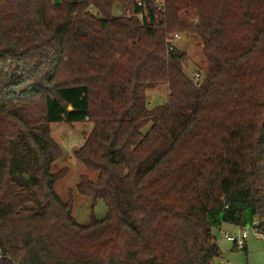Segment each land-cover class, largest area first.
Here are the masks:
<instances>
[{"label": "trees", "instance_id": "1", "mask_svg": "<svg viewBox=\"0 0 264 264\" xmlns=\"http://www.w3.org/2000/svg\"><path fill=\"white\" fill-rule=\"evenodd\" d=\"M137 1L0 0V264H213L223 224L264 235V0H167L163 16L141 0L150 25L113 14ZM177 33L201 39L200 87L166 53ZM87 120L76 158L97 180L78 191L108 213L84 226L55 191L49 125Z\"/></svg>", "mask_w": 264, "mask_h": 264}, {"label": "rangeland", "instance_id": "2", "mask_svg": "<svg viewBox=\"0 0 264 264\" xmlns=\"http://www.w3.org/2000/svg\"><path fill=\"white\" fill-rule=\"evenodd\" d=\"M179 34V33H177ZM180 40L177 44V50L185 53L186 64H184V73L192 81L195 74L204 76L208 71L206 60L204 59L201 39L191 34H179ZM168 88L163 86L147 94V103L150 107L163 105L168 99ZM94 127L93 122L87 120L81 123L66 124L53 123L49 125L51 136L62 150V157L53 166V173H63L64 176L56 183L55 191L63 202L73 199V216L81 225H89L92 218L103 220L108 213L107 205L104 201L95 202L91 197L83 196L78 191V185L81 177L87 176L91 181L97 180V174L89 173L84 165L76 158V153L85 144L86 138L90 135ZM149 125L143 130L146 135L151 129ZM27 144V146H26ZM34 153L31 145L24 135H21L13 144L12 170H15L20 178L22 169L29 170L33 164ZM32 167V166H31ZM32 170V169H30ZM221 231H226L231 235L238 236L239 229L235 227L220 228L215 231L217 243L222 253H237L239 257L245 259V252L234 249L232 244L228 243L221 235ZM249 238L248 244V264H264V239L257 234L252 227H247ZM236 252H233V250Z\"/></svg>", "mask_w": 264, "mask_h": 264}, {"label": "built area", "instance_id": "3", "mask_svg": "<svg viewBox=\"0 0 264 264\" xmlns=\"http://www.w3.org/2000/svg\"><path fill=\"white\" fill-rule=\"evenodd\" d=\"M136 7L139 9L138 12L132 10V9H125L121 6H116L113 10V14L116 17L120 18H136L138 19L141 23H148L150 25V19H149V13L147 10V5L145 2L138 0L136 2ZM155 8L158 14L163 16L166 13L167 10V0H155ZM89 11L92 14H97V11L91 7ZM160 19H157L156 24H158ZM180 40L179 34H173V35H167L166 37V43H167V50L166 53L169 55L170 53L174 52L175 49L177 48V44ZM193 84L196 87H200L202 84V76L201 74L197 73L194 75L192 79ZM259 226V221H255L252 225L248 227H252L254 231H256L257 234H260L263 239L264 235L259 232L258 229ZM239 229V235L234 236L229 234L226 231H221V235L226 239L227 242L232 244V246L237 249V250H245L247 246V239L249 236V233L247 231V227H237ZM6 259V255L3 251V249L0 247V260Z\"/></svg>", "mask_w": 264, "mask_h": 264}, {"label": "crops", "instance_id": "4", "mask_svg": "<svg viewBox=\"0 0 264 264\" xmlns=\"http://www.w3.org/2000/svg\"><path fill=\"white\" fill-rule=\"evenodd\" d=\"M223 227L224 228H229V227H234V226L223 224L221 226V228H223ZM235 228H237V227H235ZM248 238H249V236H248ZM248 248L249 247H248V244H247L246 249L243 250L245 252V259H243V257L242 258L239 257L237 253H231V254L226 253V254H224V253H222V251L220 249L221 256H220V258L216 259L213 262V264H248V253H249V249ZM234 249H232L233 252H236V251H234Z\"/></svg>", "mask_w": 264, "mask_h": 264}, {"label": "water", "instance_id": "5", "mask_svg": "<svg viewBox=\"0 0 264 264\" xmlns=\"http://www.w3.org/2000/svg\"><path fill=\"white\" fill-rule=\"evenodd\" d=\"M54 3L55 4H59L60 3V0H54Z\"/></svg>", "mask_w": 264, "mask_h": 264}]
</instances>
